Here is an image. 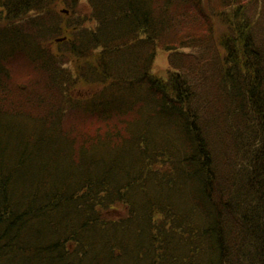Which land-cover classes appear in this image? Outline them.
<instances>
[{
  "label": "trees",
  "instance_id": "trees-1",
  "mask_svg": "<svg viewBox=\"0 0 264 264\" xmlns=\"http://www.w3.org/2000/svg\"><path fill=\"white\" fill-rule=\"evenodd\" d=\"M85 3L0 0V264H264V0Z\"/></svg>",
  "mask_w": 264,
  "mask_h": 264
},
{
  "label": "rangeland",
  "instance_id": "rangeland-1",
  "mask_svg": "<svg viewBox=\"0 0 264 264\" xmlns=\"http://www.w3.org/2000/svg\"><path fill=\"white\" fill-rule=\"evenodd\" d=\"M84 2V4L81 8V10L85 11L86 8L88 9V6L86 5V0H82ZM169 69V55L167 52L158 49L156 52V57L154 59L153 62V66H152V73L154 75H156L159 78L164 79L166 77V72ZM78 88V86H76V89Z\"/></svg>",
  "mask_w": 264,
  "mask_h": 264
},
{
  "label": "water",
  "instance_id": "water-1",
  "mask_svg": "<svg viewBox=\"0 0 264 264\" xmlns=\"http://www.w3.org/2000/svg\"><path fill=\"white\" fill-rule=\"evenodd\" d=\"M64 39L56 40L57 42L63 41Z\"/></svg>",
  "mask_w": 264,
  "mask_h": 264
}]
</instances>
